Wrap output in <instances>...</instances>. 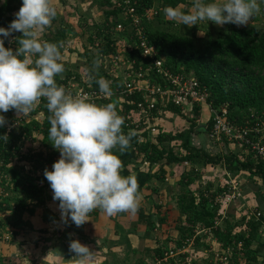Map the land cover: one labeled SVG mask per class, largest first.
<instances>
[{
	"label": "trees",
	"instance_id": "1",
	"mask_svg": "<svg viewBox=\"0 0 264 264\" xmlns=\"http://www.w3.org/2000/svg\"><path fill=\"white\" fill-rule=\"evenodd\" d=\"M13 1L15 0H0V27H7L15 18L14 14L18 12V8L12 4ZM62 1L66 2L65 0ZM122 1L105 0L99 4L101 8L108 7L110 11H107L108 9L104 10L105 19L101 24L102 26H96V31L89 38L90 44L98 52L96 60L106 62L107 60L104 59V56L113 55L119 57L123 53L136 63L141 61L140 52L134 50L131 53L128 52V49L120 51L121 46L117 43V41L133 43L132 39H136V30L131 25L129 27L128 24L129 20L131 22V19L128 20L122 16L123 9L121 8L123 6L117 7V3H122ZM156 2H160L158 6L161 9L160 13L167 6L177 7L180 4L186 6L184 12H189L187 7L193 3H189L187 0H130V6L142 18L139 27L143 29L146 41L149 46L154 48L157 58L163 61L164 68L173 75L194 76L202 90L208 94V102L211 106L218 108L221 105L227 104L230 112L229 119L234 124L244 126L247 121L251 120L254 121V124L258 122L264 125V28L255 30L233 27L217 36L206 35L204 38L196 40L178 34L176 31H173L175 29L172 27L171 29H159L154 26L152 18L145 19V12L156 6ZM20 3L22 4V1ZM263 8L262 16L264 20ZM56 19H58L57 15L51 23L55 22ZM156 19L159 18L156 17ZM119 23L124 26V32L117 30ZM45 30L46 33L43 34L45 41L61 46L60 51L62 55L68 45L69 27L60 23L54 29L49 25ZM20 37L21 35H17L14 36V39H6L5 47L11 48L15 52L19 47L18 39ZM112 37L117 39L114 40ZM25 58L28 57L23 55L20 57V59ZM110 67H113V64L110 63ZM97 70H89V81L86 83L82 81L84 74H69L66 78H63L59 74L56 77V82L59 86L64 87V89L69 88V84L73 80V83H76L79 87L83 86L99 90L96 81L107 77L111 79L110 88L112 92L119 91L123 83L126 82V77L121 74L118 78H115L113 75L110 78L106 69L100 68ZM130 99L133 101L140 100L135 94ZM108 103L113 104V101L103 104L107 105ZM46 104V99L41 98L31 113L23 118L22 114L19 115L15 110L0 113L5 116L7 121L3 127H0V186L6 187L4 191L8 190L11 194L13 193L12 197L4 196L0 198V229L2 230L0 231V244L7 243L6 241L9 239L4 234L3 228L7 227L13 230L23 229L25 226L23 216L34 213L36 207L43 205L44 188L45 185H49L44 176L22 178L23 167L10 166L13 159L24 160L21 162H25L26 160L32 162L35 167L40 165L43 168L48 165L52 167L53 163L59 160L57 159L58 153L54 152L47 155L45 151L41 150L36 151L35 155L22 156V153L19 155L22 138L32 137L35 131L42 136L40 145L42 143L45 148L52 146V141L49 139V129L51 127L49 117L51 114ZM135 109V106L124 105L123 110H119L118 108L115 110H118L119 115L124 112L125 119V116H128ZM163 110L165 113L169 112L182 119H186L187 117L186 113V116L183 115L184 112L181 108L173 105H167ZM41 111L44 113L42 123L33 119L30 121L33 115L35 116ZM192 111L195 118L187 117L188 120H186L190 122L191 127L186 132L177 135L158 133L154 141L149 139L147 132L141 135L142 137L134 133V135H131L130 146L127 148L135 150L148 163L163 162L166 165L177 163L180 166H184V163H189L190 166H194L189 171L184 167L180 180L182 190L176 198L179 215L183 218L181 221L183 222L181 223L182 228H179L180 240L176 241L174 246L165 244L150 251L151 259H153L152 263L154 264V260L156 259L163 260L165 255L170 251L181 249L185 241L195 235L197 227L210 229L213 239L220 244V247L213 246L204 237H197L191 253L179 256L177 263L174 262L175 259L170 260L169 263L193 264L194 260L192 259L202 258L197 256L198 252L201 251L200 253H203V255L209 253L207 261L215 259L218 262L217 264H221L216 255L222 258L226 256L224 254L227 250L230 251V262L233 257L242 256L245 252L251 254L252 257L256 255L260 256L262 261H264V245L261 247L262 252L258 250L254 251L251 248L255 241V236L264 225V216L262 214L257 216V211L256 213H251L248 217H243L240 223L233 224L230 219V213H228V208L225 217L220 219L218 217V207H214L213 205L217 194L227 191V186L224 184L220 187L219 191H215L213 187L210 188L209 184L201 188V186L197 185V181L201 177L202 172L195 168L199 164L210 169L220 167L225 172L224 179L226 181L229 178L237 179L235 175L244 171L249 173L250 177L259 180L261 186L264 188V164L259 161L255 153L248 147L242 148V156L245 154L243 159L238 153L211 154L206 149L191 146L190 138L193 133V126L197 123L201 109L199 106H194L192 107ZM125 123L126 121L124 120L122 132L127 136L131 133L127 132ZM212 126L213 123L209 120L204 129L205 133H208L212 129ZM141 138L145 140H141ZM178 139L183 141L185 154L182 151L175 153V146H166V144ZM224 144L230 145L226 141ZM97 211L98 209L93 210L89 213V216L96 214ZM218 220L221 221V224L216 226ZM147 221V232L154 231L167 221V214H149ZM245 222L251 228L249 229V233H247L248 235L235 233V230L245 225ZM64 224L70 227L72 223L68 221ZM15 235L18 234L15 233ZM210 247H213V249ZM3 260L0 256L1 263ZM138 264L145 263L139 262ZM161 264L165 263L162 262ZM235 264L241 263L235 261Z\"/></svg>",
	"mask_w": 264,
	"mask_h": 264
},
{
	"label": "clouds",
	"instance_id": "2",
	"mask_svg": "<svg viewBox=\"0 0 264 264\" xmlns=\"http://www.w3.org/2000/svg\"><path fill=\"white\" fill-rule=\"evenodd\" d=\"M260 10L257 0H193L190 12L171 6L163 12L166 19L186 26L207 21L241 27ZM56 15L52 0H22L7 28L0 27V113L15 110L26 115L41 98L46 99L51 114L49 139L60 158L51 171L44 170V177L53 200L59 201L62 222L70 220L79 227L96 209L108 216L121 212L135 215L141 200L137 179L121 175L122 162L114 154V150L123 153L130 146L134 133L123 134L124 120L112 103L98 106L73 97L57 84L56 77L64 71L61 46L39 39ZM16 32L22 35L14 52L5 47V40ZM22 55L37 58L33 62L20 59ZM99 65V60L94 61L95 68ZM96 83L102 94L112 95L108 81L100 78ZM6 123L0 114V127ZM69 252L75 253V264H90L93 260V252L78 240L70 242Z\"/></svg>",
	"mask_w": 264,
	"mask_h": 264
},
{
	"label": "crops",
	"instance_id": "3",
	"mask_svg": "<svg viewBox=\"0 0 264 264\" xmlns=\"http://www.w3.org/2000/svg\"><path fill=\"white\" fill-rule=\"evenodd\" d=\"M187 1L193 3V0ZM205 2H211V0H205ZM257 2L261 9L260 12L254 15L248 25L241 27H237L231 23L217 26L214 23L207 21L199 22L197 25L193 26H186L173 21L175 22L173 27V23H171L172 20L168 22L169 19H166L164 12L160 13L161 17H159V19L152 20L154 26L159 29H171L172 27L178 34L196 40L204 38L206 35L217 36L233 27L238 29L258 30L264 28V20L262 16L264 3H261L260 0H257ZM83 3L81 4V8L85 5ZM159 5L160 2H156V7ZM177 7H180L183 12L186 10V6L183 4H180ZM187 10L189 12L192 10V4H189ZM201 111V115L208 114L210 116L208 109H205V111L202 109ZM162 116H164L165 119L161 118V120L156 121L155 123L159 134L166 133L177 135L183 133L184 130H188V128L184 127L183 119L179 116L169 112H166L160 117ZM179 120L182 121V127H184L183 130H175L177 127H180L178 125ZM154 137L155 136L150 135V138L155 140ZM196 140H198V138L197 136H194L192 138V144L194 142L193 146L197 147ZM168 145L170 147L175 146L176 148L179 146V141H172L171 143L166 144V146ZM228 148L231 149L232 153L236 154L238 152L241 153L242 151L241 147L232 144L228 145ZM114 154L117 155L122 162L121 175L125 177L133 175L137 179L138 191L141 196L138 212L135 215L128 212H121L113 216H108L98 209L96 214L89 216L90 220L88 222L79 227L71 222V226L68 227L65 226L64 222L61 220V212L58 207L59 201L53 200V192L52 189L49 188L48 191L45 190L43 195L44 203L42 206L46 205L45 212L42 213L41 216V219H44L42 222L43 225L39 228L33 227V224L31 226L25 225L23 227L28 235L29 233L34 234L36 231L40 235L34 234L33 241L28 240L25 242L26 244L12 242L11 244H8L9 247L7 246L8 248H11L10 246L12 245L13 247H18L19 244V247H24V245H26L30 248L29 245L32 242L33 248L36 249L38 253L34 256L32 255V252L29 255H21L23 256V264H75V253L69 252V244L72 240H78L81 244L88 246L90 251L93 252V260L90 264H138L139 262L153 264V259H151V254L149 253L150 251L165 244H172V246L175 245V242L173 243L175 235L172 236V232L175 229L174 224L176 223V219H171V215H179L176 198L180 194V180L183 169L185 167L187 168V171H189L192 169L193 165L190 166L189 164V166H185L183 164L184 166H180L177 163L166 165L163 162L154 164L148 163L144 160L142 155L132 149H126L123 153L114 150ZM145 163H147V165H145ZM199 165L195 166V168L202 172L200 179L203 180L205 176L203 172H205L206 168L203 167V165ZM216 169L218 168H212V171H216ZM255 196V194H247L248 198H246V200L250 199L251 201H245L246 207L241 211L243 216L248 217V215L253 213L250 208H255L253 202L256 203L258 200L256 199V201H253L251 197L255 200ZM259 204L261 205L262 203L259 202ZM258 207L260 206L258 205ZM258 207L256 208L258 209ZM240 208L241 207H238L236 209L240 210ZM257 209L254 210L257 211ZM262 209L264 211V208ZM158 213H166L167 221L156 230L147 232V216L149 214L155 215ZM180 228H182L181 222ZM259 245H264V225L260 228L257 240L253 242L251 248L256 251ZM2 246L5 247L6 245L2 243ZM28 248H26L27 251ZM210 248L213 249V247ZM200 252L201 251L198 252L197 256L202 258L197 259L203 260L202 264H212L213 260L207 261L209 253L203 255V253Z\"/></svg>",
	"mask_w": 264,
	"mask_h": 264
},
{
	"label": "built area",
	"instance_id": "4",
	"mask_svg": "<svg viewBox=\"0 0 264 264\" xmlns=\"http://www.w3.org/2000/svg\"><path fill=\"white\" fill-rule=\"evenodd\" d=\"M121 6H123L121 8L123 9L122 16L128 20L131 19V22L129 20L128 23L129 27L131 25L136 30V39H132L133 43L126 42L124 50L128 49V52L131 53L134 50L140 52L141 61L136 63L125 55L119 57L113 55L104 56L105 60H110L113 67H121V73L116 68L117 71L113 74L115 78H118L120 74L126 77V82L123 83L121 89L112 92L111 96H105L99 90L92 88L79 87L76 83H73V80L70 82L69 88L65 89L66 92L75 98H82L95 104L98 102L107 103L108 101H113L116 97L120 102L119 110H123L124 105L135 106L136 109L131 111L128 116H125V119L124 112L121 115L117 113L126 121L127 132L140 136L147 132L151 141H154V139H151L150 135L156 136L158 134L157 126H155L156 121L159 120L158 115L159 113H164L163 108L167 105H173L182 110L194 106H199L201 110L206 107L210 113L209 120L213 123L212 129L207 133L209 141L221 145L226 141L230 145H237L241 148L248 147L255 153L259 161L264 164V125L258 122L254 124V121L251 120L247 121L244 126L234 124L229 119L230 112L227 104L218 108L211 106L208 102V94L202 90L194 76L173 75L166 70L163 61L157 58L154 48L147 43L143 29L139 27L142 18L130 6V0H123L122 3H117V7ZM160 11L161 9L154 6L145 12L144 18L153 19L159 15ZM117 30L124 32V26L119 23ZM113 39L116 40L117 38ZM82 81L83 83L89 81L87 74L84 75ZM133 94L138 96L140 100H131L130 97ZM30 113L22 114V118ZM141 140L145 139L141 138ZM184 165L188 166L189 163H184ZM225 185L227 186V191L218 193L213 205L218 207V217L220 219L225 217L231 204L243 199V191L238 179L229 178ZM260 215L261 213L258 212L257 216ZM220 224L221 221L218 220L216 226ZM197 237H204L213 246L220 247V244L213 239L210 229L197 227L195 235L191 239H187L181 249L170 251L163 260H154V264H161L162 262L171 264L169 262L172 259H175L173 261L177 263L179 256L189 254L191 250L193 251ZM224 255L226 256L222 258L218 255L216 257L221 264H230V251L227 250Z\"/></svg>",
	"mask_w": 264,
	"mask_h": 264
},
{
	"label": "rangeland",
	"instance_id": "5",
	"mask_svg": "<svg viewBox=\"0 0 264 264\" xmlns=\"http://www.w3.org/2000/svg\"><path fill=\"white\" fill-rule=\"evenodd\" d=\"M22 0H15L13 1V5H15L18 10L19 8L22 6V4L20 3ZM66 2L64 3L62 0H52V4L53 6L56 8L57 11V17L58 19H56L55 22L51 23L50 26L52 29H54L55 26L59 25L60 23H63V25L68 26L69 27V33H68V45L67 48L64 49V52L61 55V60L60 62L63 63L64 65V71L61 73L63 78H66L69 74H77V75H88L89 70H93L96 71L97 68L94 67V61H96L97 58V50L96 48H94L90 42H89V38H91V34H93L96 31V26L100 25L103 23V20L105 19V9H108V7L105 8H101L99 6L101 1H105V0H65ZM85 2V3H83ZM85 4L84 6H82L81 8V4ZM112 9V8H111ZM107 11H110L109 9ZM59 13V14H58ZM160 14L155 16L153 18V20L157 17L159 18ZM170 20H168L169 22ZM173 23V27L175 22H171ZM7 28V27H5ZM175 31V30H173ZM46 33V30L40 35L39 39L44 42V36L43 34ZM17 35H22L19 32L13 33L12 36H10V39H14V36ZM118 45L121 46L120 51L123 50L124 51V46H125V42L124 41H118L117 42ZM122 56L124 55L123 53L121 54ZM64 57V58H63ZM37 57L36 56H32V57H28V59H31L33 62L35 61ZM65 59V60H64ZM106 69L109 77L111 78L114 74L115 71L120 70L121 73V67L117 66L115 67H110V60L108 59V62H104V61H100V65L98 69ZM98 71V70H97ZM86 72V73H85ZM83 78V77H82ZM106 81H108L109 83H111V79L109 78H105ZM98 106H104L103 103L98 102L96 103ZM113 104H115L114 106L115 109H117L120 105L119 100L115 97L113 99ZM194 109V108H193ZM203 111H205V109H207L206 107L202 108ZM192 107H189L188 109L183 110V115L189 118L194 119V113L193 111L191 112ZM202 112V111H201ZM186 113V114H185ZM165 114L164 113H159L158 118L159 120H161V118L165 119L164 116L160 117L161 115ZM184 116V117H185ZM186 117V119H187ZM209 115H201L199 118L197 119V123H195V126H193V133L191 134V138H190V144L191 146H193L192 144V138L194 136H197L198 140H196L197 143V147H202V149H206L207 151H209V153L211 154H217V153H223L226 154L229 152L231 153V149L228 148V145L226 144H217V143H213L211 141H209L208 137H207V133H205L204 129L207 125V123L209 122ZM35 120L39 123H42L43 119H44V113L43 111H41L40 113L36 114L35 116L33 115L30 118L31 120ZM186 119L183 118V123H184V127L188 128V130L190 129L191 125L190 122H188ZM158 120V121H159ZM29 121V120H27ZM208 121V122H207ZM180 127H177V129L175 130H183L184 127H182V121L179 120V124ZM186 132V130H184ZM183 131V132H184ZM41 134L37 133L35 131V133H33L32 137H23L22 138V144H20V154L22 153L23 155H35L36 151H45L47 153V155H49L50 153H58V157L57 159L60 158V153L58 150H56L53 146L51 147H44L40 142H41ZM179 146L175 148V153L178 152H183L185 154V151L183 150V141L179 140ZM237 146V145H236ZM227 149V150H226ZM238 154L241 155V157L244 159L245 154L242 156V151L241 153L238 152ZM142 157V156H141ZM24 160L21 159H13L12 163L10 164V166L12 167H23V172L21 173V177L22 178H27V177H43L44 176V171L45 169L51 171L52 167L51 166H46L45 168H43L42 166H34V164L32 162L26 161L25 162H21ZM218 169H216V171H212V169L210 168H206L205 172H203L205 174L203 180L202 179H198L197 181V185L206 187L207 184L210 185V188L213 187V189H215V191H219L220 187L223 186L226 182V180L224 179V170L221 169L220 167H217ZM235 177L239 180V182L242 184V191L244 192V197L241 201L235 202L233 204L230 205L228 213H230V219L231 222L233 224H237L240 223L241 219L243 217H247V216H243L241 214L242 209H244L246 207V202L247 201H251L250 199L246 200L247 194H255V200L253 197H251V199L253 201H256V199L258 200V202L256 201L253 202V204L255 205V208H250L252 210L253 213H256L257 211L260 212L262 214V216H264V211L262 208L263 207V201H264V188L261 186V182L259 180H257L256 178H252L250 177L249 173L247 172H239L238 174L235 175ZM1 180V177H0ZM202 182V183H201ZM0 185H1V181H0ZM51 188L50 184L49 185H45V190L48 191V189ZM198 188V187H197ZM4 189H6V187H1L0 186V198L1 197H8V196H13V193L11 194L10 191L6 190L4 191ZM179 190V188H178ZM181 192V189H180ZM246 201V202H245ZM259 202H261L262 204L260 205ZM258 205L260 207H258ZM238 207H241L240 210L236 209ZM258 207V209L256 208ZM262 207V208H261ZM45 208L46 205L44 206H38L34 209V213L32 214H26L24 215L23 219L25 221V225L27 226H31L33 224V227L35 228H39L41 225H43V220L41 219L42 213L45 212ZM254 209H257V211H255ZM50 211V210H49ZM263 211V212H261ZM171 219H176V223L174 224V231L172 232V236H174L175 240L173 239V243L176 241L180 240V232H179V228H180V222L183 220L181 215H171ZM250 219V218H249ZM183 223V222H181ZM249 229L250 226L245 222V225L238 227L235 230V233H244L245 235L247 233H249ZM38 230V229H37ZM0 231H2L0 229ZM17 231V232H16ZM3 232L6 235L8 239V241H6L7 243H4L6 246L3 247L2 243L0 244V256L4 259L2 261V263L0 262V264H23V256L25 255H29L32 252V255L34 256L36 253H38V251H36V249L33 248L32 242L29 245L30 248H28L26 245H24V247H18L14 246H10L11 248H8V244L10 242L13 241V243H25L26 241H33L34 239V234L36 235H40L39 233H37V231L34 234L29 233V235L24 231V228L21 230H13L12 228H3ZM14 233V234H13ZM15 233H17L18 235H15ZM248 235V234H247ZM258 235V234H257ZM257 235L255 236V241L257 240ZM12 241H11V240ZM177 239V240H176ZM11 244V243H10ZM26 244V243H25ZM8 246V247H7ZM169 246H172V244H169ZM263 245H259L258 246V251H261V247ZM28 248V251L27 249ZM20 249V250H19ZM30 250V251H29ZM23 255V256H21ZM194 260V264H202L203 260L200 259H192ZM196 260V261H195ZM235 261L237 263H241V264H264L262 261V258L260 256H255L252 257L251 254H247L246 252L239 257H233L231 259L230 264H235ZM218 262L214 259L212 264H217Z\"/></svg>",
	"mask_w": 264,
	"mask_h": 264
}]
</instances>
